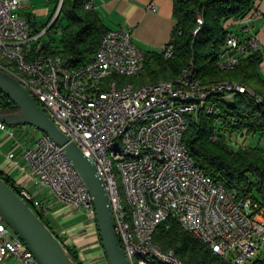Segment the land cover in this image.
<instances>
[{"label":"built area","instance_id":"obj_1","mask_svg":"<svg viewBox=\"0 0 264 264\" xmlns=\"http://www.w3.org/2000/svg\"><path fill=\"white\" fill-rule=\"evenodd\" d=\"M20 5L21 0H0V69L27 89L95 165L128 263L185 264L172 249L154 241L158 224L168 219L230 264H247L255 258L264 245V208L205 174L183 141L190 118L200 110L214 111L210 97L253 94L251 88L227 79L203 83L194 77L192 67L172 79L120 84L117 78L137 75L144 59L143 50L122 28L108 29L84 65L44 53L41 44L32 53L46 28L33 34L19 12ZM260 15L252 7L242 17L228 19L238 25L241 36L222 24L226 35L215 46L220 69H234L246 55L259 50L252 25ZM203 24L198 14L194 36ZM163 51L170 57L172 46L166 45ZM0 130L3 139L27 134L25 126L19 131L1 120ZM216 137L214 131L212 138ZM14 169L30 171V179L48 187L70 213L84 214L85 231H98L91 194L63 148L48 135L39 132L20 159L6 153L0 172L10 177ZM14 185L19 197L45 218L48 211L42 201L24 184ZM98 256L108 264L102 248ZM0 264H40L1 218Z\"/></svg>","mask_w":264,"mask_h":264},{"label":"trees","instance_id":"obj_2","mask_svg":"<svg viewBox=\"0 0 264 264\" xmlns=\"http://www.w3.org/2000/svg\"><path fill=\"white\" fill-rule=\"evenodd\" d=\"M86 1L61 0L60 11L52 23L49 19L37 25L27 16L33 34L46 28L44 35L57 25L59 27L57 42L50 35L49 40L41 44V51L59 55L75 66L91 60L100 38L108 29L97 12L85 6ZM172 1L176 24L167 44L172 46L171 56L165 57L163 49L143 50L144 59L139 73L118 77V82L138 86L172 79L184 68L192 67L194 77L203 83L227 79L240 81L251 88L253 94L236 93L230 99L220 94L210 97L208 101L213 104L214 111L207 114L200 110L195 118H190L183 141L195 165L205 174L222 183L226 189H235L238 196L249 198L264 208V148L258 145L236 147L233 140V137L241 135H264V77L257 72L263 54L259 50L254 51L234 69L223 70L216 64L215 48L226 35L223 22L242 17L254 6L255 0ZM198 14L203 16L204 24L194 36L192 31ZM42 35L33 44L32 53L36 51ZM17 110L14 102L0 90V112ZM214 131L217 133L215 139L212 138ZM0 177L19 193L10 177L1 172ZM26 203L33 208L30 202ZM39 217L49 227L46 219ZM154 241L163 249H172L185 264H230L172 219L158 224ZM67 253L76 264H80L74 253L69 249Z\"/></svg>","mask_w":264,"mask_h":264},{"label":"crops","instance_id":"obj_3","mask_svg":"<svg viewBox=\"0 0 264 264\" xmlns=\"http://www.w3.org/2000/svg\"><path fill=\"white\" fill-rule=\"evenodd\" d=\"M61 0H21L19 12L27 20L31 17L37 25L53 19ZM87 3L89 5H87ZM85 6L97 12L105 28L127 30L131 40L142 50H161L171 38L176 24L173 14L172 0H87ZM260 12L255 17L252 30L259 41V51L263 58L257 66V72L264 77V0H255L254 6ZM53 16V17H52ZM29 24V22H28ZM223 25L233 33L239 32V27L231 20H226ZM31 31L33 28L29 25ZM20 131L22 127L16 126ZM39 134V131L37 135ZM36 133L28 139L27 134L21 132L16 137L2 138L0 130V166L5 159V154L10 152L20 159L24 148L31 145ZM16 184L24 187L33 196L42 201V206L48 211L46 222L60 241L77 257L80 264H99L98 254L102 248L98 231L87 232L83 229L81 212L70 213L63 203L56 200L46 186H41L30 179V171L24 173L14 169L10 176ZM264 264V245L258 254L247 264Z\"/></svg>","mask_w":264,"mask_h":264},{"label":"water","instance_id":"obj_4","mask_svg":"<svg viewBox=\"0 0 264 264\" xmlns=\"http://www.w3.org/2000/svg\"><path fill=\"white\" fill-rule=\"evenodd\" d=\"M59 11L60 5L53 21ZM0 90L18 108L12 113L0 112V120L13 126H32L48 135L63 148L91 194L97 230L108 264H129L118 243L108 197L95 165L58 129L27 89L2 69H0ZM0 218L24 241L40 264H76L55 233L2 177H0Z\"/></svg>","mask_w":264,"mask_h":264},{"label":"rangeland","instance_id":"obj_5","mask_svg":"<svg viewBox=\"0 0 264 264\" xmlns=\"http://www.w3.org/2000/svg\"><path fill=\"white\" fill-rule=\"evenodd\" d=\"M59 22H61V19H59ZM50 35H52L54 41L57 42V40L59 38V27H58V25L56 27H54L48 33L42 35V37L38 40V43L42 44V43L47 42L50 38ZM14 126H19V127L25 126L27 129L28 139L31 138L33 135H35V133H36V135L38 133V130L36 128L29 126V125H14ZM243 136L244 135L233 137V140L235 142L234 145L236 147H240V146L248 147L251 145H258V146L264 148V135L261 137L258 135H255V136L250 135V136H245V137H243ZM99 264H106V263L100 262Z\"/></svg>","mask_w":264,"mask_h":264}]
</instances>
